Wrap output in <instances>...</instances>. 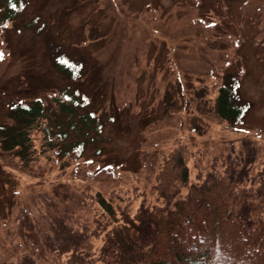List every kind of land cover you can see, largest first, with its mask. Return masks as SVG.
<instances>
[{
	"label": "rangeland",
	"instance_id": "1",
	"mask_svg": "<svg viewBox=\"0 0 264 264\" xmlns=\"http://www.w3.org/2000/svg\"><path fill=\"white\" fill-rule=\"evenodd\" d=\"M11 2L0 0V122L9 121L11 102L68 85L95 110L101 129L89 132L93 141L68 165L52 161L38 131L27 159L0 147L5 231L19 229L13 216L20 207L36 213L38 203L50 202L43 194L58 188L73 193L88 184L91 194L107 195L141 165L143 152L154 159L183 144L218 154L253 139L264 157V0ZM58 51L83 63L79 77L54 67ZM224 72L239 75L251 102L234 128L215 110Z\"/></svg>",
	"mask_w": 264,
	"mask_h": 264
},
{
	"label": "trees",
	"instance_id": "2",
	"mask_svg": "<svg viewBox=\"0 0 264 264\" xmlns=\"http://www.w3.org/2000/svg\"><path fill=\"white\" fill-rule=\"evenodd\" d=\"M52 62L68 79L83 68L63 51ZM239 84V75L227 72L215 96L216 112L233 128L251 107ZM78 96L67 85L11 102L0 147L27 159L38 131L53 162L72 163L93 141L89 132L101 129ZM245 146L217 154L180 144L154 159L143 152L141 165L107 195L91 194L88 184L44 193L50 202L38 203L36 213L22 206L13 216L17 231L0 227V264H264V157L255 140Z\"/></svg>",
	"mask_w": 264,
	"mask_h": 264
}]
</instances>
